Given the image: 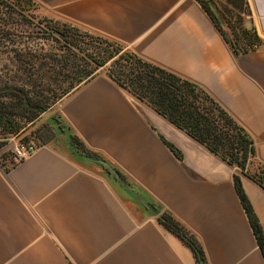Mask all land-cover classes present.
Returning a JSON list of instances; mask_svg holds the SVG:
<instances>
[{
    "label": "crops",
    "instance_id": "1",
    "mask_svg": "<svg viewBox=\"0 0 264 264\" xmlns=\"http://www.w3.org/2000/svg\"><path fill=\"white\" fill-rule=\"evenodd\" d=\"M31 1L40 16L116 41L202 88L252 138L264 166V0H245V24L262 45L239 55L196 0ZM58 115L63 131L32 141L28 157L0 156V264H196L158 221L162 211L196 236L207 264H264L234 187L238 169L105 69L69 93ZM70 133L124 181L73 152ZM241 183L264 232V188L244 175Z\"/></svg>",
    "mask_w": 264,
    "mask_h": 264
},
{
    "label": "trees",
    "instance_id": "2",
    "mask_svg": "<svg viewBox=\"0 0 264 264\" xmlns=\"http://www.w3.org/2000/svg\"><path fill=\"white\" fill-rule=\"evenodd\" d=\"M196 1L212 19L234 55L262 45V39L255 28L245 24V19L250 14L245 0ZM23 2L34 4L31 0ZM10 3L20 8L25 5L21 0H0V6L10 7ZM220 3H223L226 12L243 8L236 24L231 23L225 10L220 8ZM49 22L44 24L45 32L54 36L55 40H61L69 51L63 59L49 57L53 64L47 60L45 54H38L28 48L10 47L9 43L12 42H8V39L11 33L8 27L5 28L10 23L0 24V134H17L22 129L23 121L32 122L37 119L61 96L84 80L92 78L98 68L108 63L107 74L110 78L238 169L233 174L234 187L264 258V232L241 183V175H244L264 188V166L255 159L253 140L248 133L194 83L142 59L116 41L52 19ZM80 36L103 45L91 52L86 50L84 56H78L83 63L90 66L85 71L80 64H75L76 60L73 58L83 51L79 45ZM58 76H69L71 84L59 95L55 90H50L51 94H47L48 89L45 91L46 95L42 94L40 83L57 79ZM76 76L78 78L73 82ZM54 129L57 133L63 131L59 122H55ZM68 139L73 152L93 160L99 159L76 135L70 133ZM4 144V141H0V148ZM166 144L178 158L181 157L180 151L174 145L169 142ZM116 173L124 181V175L117 171ZM158 221L192 251L196 264H207L200 242L188 228L165 211L159 213Z\"/></svg>",
    "mask_w": 264,
    "mask_h": 264
},
{
    "label": "rangeland",
    "instance_id": "3",
    "mask_svg": "<svg viewBox=\"0 0 264 264\" xmlns=\"http://www.w3.org/2000/svg\"><path fill=\"white\" fill-rule=\"evenodd\" d=\"M21 3L25 4L23 0H21ZM10 5V7L0 6V24H3L2 22L10 23L5 27H8L9 32L11 33L9 34L8 39V42H12L9 43L10 47L28 48L29 50L36 51L38 54H45L48 58L47 60L51 62L52 60L49 58L51 56H54L55 59H63L65 55L69 54V51L65 49L61 40H55L54 36H51L49 33L45 32L46 29L44 24L50 23L49 19L40 16L34 4H25L24 7H22L23 9L16 5H13L12 3H10ZM219 6L220 8L224 7L223 3H220ZM240 10H243V8L240 7V9L237 8L228 12H226L225 10V14L230 17L231 23H237L238 16L240 15ZM225 30L229 32L227 28H225ZM79 45L81 46L83 51L78 52V55L73 58H75L76 60L75 64H80L83 68L82 70L85 71L90 69V66L83 63V61H81L78 56H84V52L86 50L91 52L94 49L101 48V46L103 45L98 44L95 41L92 42L84 36H80ZM107 66L108 63L106 66L98 68L96 73L102 68L105 69L107 73ZM9 68L13 69L12 66H9ZM68 74L70 75V73ZM72 76L74 75L72 74ZM77 78V76L76 78L74 77L73 82H75ZM85 81L87 80H84L83 82ZM71 82L72 81L69 76L66 78H63V76H58L57 79L53 78L50 80H44L42 81V83H40V92L46 95L45 91L47 89L49 90L47 94H51L50 90H55L59 95L63 89L67 88L71 84ZM83 82H81L80 84H82ZM79 85L75 86L67 94L61 96V98L51 104L50 107L34 121H23L22 129L17 134H0V141L5 142L3 147L0 148V156H4L5 158L6 156L9 157L10 155H12L11 147L13 146V143L36 141L37 139L46 140L53 137L56 134L54 129L55 122H57V124L58 122L60 123V120L58 119V108L62 100ZM44 116L47 117L42 119ZM41 119L42 121H40Z\"/></svg>",
    "mask_w": 264,
    "mask_h": 264
},
{
    "label": "built area",
    "instance_id": "4",
    "mask_svg": "<svg viewBox=\"0 0 264 264\" xmlns=\"http://www.w3.org/2000/svg\"><path fill=\"white\" fill-rule=\"evenodd\" d=\"M37 148L38 146L32 141L13 143L11 147L13 160L20 161L36 151Z\"/></svg>",
    "mask_w": 264,
    "mask_h": 264
},
{
    "label": "water",
    "instance_id": "5",
    "mask_svg": "<svg viewBox=\"0 0 264 264\" xmlns=\"http://www.w3.org/2000/svg\"><path fill=\"white\" fill-rule=\"evenodd\" d=\"M246 26L247 27H250V24L247 22L246 23ZM45 117H47V116H44L42 119H44ZM42 119L40 120V121H42ZM39 121V122H40ZM38 122V123H39ZM91 159V158H90ZM93 160V159H92ZM93 161H95V162H98V163H100L101 165H103V166H105V167H107L109 170H110V172L112 173V174H114L121 182H122V180L119 178V176L117 175V173L112 169V168H110L109 166H108V164L104 161V160H102V159H97V160H93ZM142 203H143V205L144 206H146V208H148V210L151 212V213H153L154 215H157L158 213H159V208L158 207H155V206H153L152 204H150L149 202H147V201H145V200H142Z\"/></svg>",
    "mask_w": 264,
    "mask_h": 264
}]
</instances>
